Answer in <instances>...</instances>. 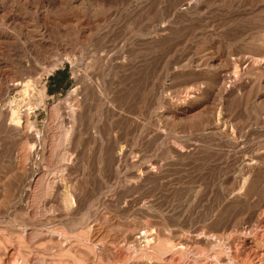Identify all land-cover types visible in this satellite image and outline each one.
I'll use <instances>...</instances> for the list:
<instances>
[{"label": "rangeland", "instance_id": "obj_1", "mask_svg": "<svg viewBox=\"0 0 264 264\" xmlns=\"http://www.w3.org/2000/svg\"><path fill=\"white\" fill-rule=\"evenodd\" d=\"M0 1V264H264V0Z\"/></svg>", "mask_w": 264, "mask_h": 264}, {"label": "bare ground", "instance_id": "obj_2", "mask_svg": "<svg viewBox=\"0 0 264 264\" xmlns=\"http://www.w3.org/2000/svg\"><path fill=\"white\" fill-rule=\"evenodd\" d=\"M5 3V2H4ZM4 3H2L1 1H0V13H2L3 15H4V17L6 18V20L7 21H10V20H12L11 18H8V16L6 15V9H7V6L4 4ZM48 3L49 4H53V1L51 2V1H49L48 0ZM195 2H192L191 0H181V1H179L178 2V6H182L183 7V5L185 6V9H189V8H192V7H194L195 6V4H194ZM14 4H15V2H14ZM43 4V3H42ZM86 4L83 2V1H81L80 3H75V4H73L71 1H65L63 4H62V7H63V9H65V10H68V11H70V10H72V9H76L77 11H83V10H85V9H90V13L92 12L91 11V8L89 7V8H87V5L85 6ZM45 8H46V6H44ZM43 6H42V8H44ZM52 7V6H51ZM44 8V10H46ZM94 8V7H93ZM101 8H103V7H101ZM34 9V8H33ZM105 9V8H104ZM107 9V8H106ZM101 10V9H100ZM103 10V9H102ZM108 10V9H107ZM175 10V9H174ZM93 13V12H92ZM11 15V14H10ZM13 22V21H12ZM11 23V22H10ZM13 24V23H12ZM1 25V24H0ZM15 26V25H14ZM13 26V27H14ZM32 30H34L35 31V36L37 37H35L36 38V40H37V44H34L33 45V43H30V45H28L27 46V53H25L24 52V55H23V52H21L22 54L20 55L18 52H20V51H18V50H16V48H13L11 51V53H8L7 55V57H8V59L10 60V62L11 61H14L15 62V64H17L18 66H19V68L21 69V70H19L20 72H21V74H24V75H22L23 77L24 76H26V75H28L29 76V74H33L35 71H38L39 69H40V67H41V65H43V63L46 61H44V60H42V59H39V57H38V48L36 49V47H37V45L39 44V43H45L47 40H46V37H45V33H44V30H43V28L41 27V26H37V25H33V29ZM2 31V30H1ZM0 31V43H2V44H4V45H6V46H11V43H10V34L8 33V32H1ZM78 32V31H77ZM22 37V36H21ZM264 40V39H263ZM33 41V40H32ZM27 42V41H26ZM29 42H30V40H29ZM39 42V43H38ZM35 43H36V41H35ZM13 47V46H12ZM11 47V48H12ZM10 48V49H11ZM9 49V48H8ZM260 51H262L263 52V55L261 54H259L260 53ZM253 52H254V55H253V57H252V66L253 65H255L256 66V70H257V68H259V69H261V70H263V72H264V43L263 42H261V43H259V44H256V45H254L253 46ZM26 54V55H25ZM25 58L27 59V60H25ZM244 58V57H243ZM8 59H7V61H8ZM223 60V59H222ZM44 61V62H43ZM13 63V62H12ZM124 65V64H123ZM133 66V65H132ZM245 66V65H244ZM118 67H119V65H118ZM122 67V66H121ZM241 68H243V67H241ZM255 70V71H256ZM39 71H41V70H39ZM242 71V70H241ZM258 71V70H257ZM33 72V73H32ZM42 73V72H41ZM258 73V72H257ZM2 74H3V72H2ZM250 74V73H249ZM235 75V74H234ZM254 75V74H253ZM0 76H1V74H0ZM22 76H21V78H22ZM33 76V75H32ZM226 76V75H225ZM4 77H5V75H4ZM3 77V78H4ZM235 77V76H234ZM1 78V77H0ZM2 78V79H3ZM227 77H222L221 78V80L222 81H224L225 79H226ZM263 78V77H262ZM2 79L0 80V81H2ZM18 79H19V77H18ZM35 79V78H34ZM19 80H24V79H19ZM16 81V82H14V83H10V84H6L4 81H2V82H4L1 86H0V94H2V92H7V91H13V90H15V89H17L18 87H20L21 88V91L23 92V93H26L27 92V90H28V88H29V85H30V80L29 79H27V80H24V81ZM37 80V79H36ZM88 80V79H87ZM33 81V80H32ZM79 81V80H78ZM228 81V80H227ZM232 81V80H231ZM252 81V80H251ZM262 82H264V78H263V80H261ZM84 82V81H83ZM256 81H252V83H251V86H252V88L256 85V83H255ZM78 83V82H77ZM89 83V82H88ZM84 84V83H83ZM234 85V84H233ZM87 86V85H86ZM94 86V85H93ZM85 87V86H84ZM83 87V88H84ZM258 90L260 91V94L262 95V96H264V88H262L261 89V87L258 85ZM92 89V92H95V88L93 87V88H91ZM30 90V89H29ZM43 91V90H42ZM17 92H19V91H17ZM80 92V91H79ZM88 92H90V91H88ZM87 92V93H88ZM100 92V91H99ZM197 92V91H196ZM82 92H80V94H81ZM4 94V93H3ZM42 94H43V92H42ZM92 94V93H91ZM83 95V94H82ZM93 96L92 97H95L96 95L95 94H92ZM95 95V96H94ZM84 96V95H83ZM85 96H87V95H85ZM191 96V95H190ZM189 96V97H190ZM84 98H86V97H84ZM221 98V97H220ZM90 99V98H89ZM184 99H188V98H184ZM194 99V98H193ZM258 100V99H257ZM256 100V101H257ZM193 103V102H192ZM203 103V102H202ZM18 105V104H17ZM191 105V104H190ZM191 107V106H190ZM16 108V107H15ZM177 109V108H176ZM182 109V108H181ZM187 109V108H186ZM200 109V108H199ZM25 109L23 110V111H21L20 109H10V121H9V123L8 124H10V125H12L11 127H13V126H16L17 127V129H20V128H18V127H21V125H22V122H24L23 120H24V117H25ZM190 111V110H189ZM196 111V110H195ZM24 112V113H23ZM181 112V111H180ZM7 113V112H6ZM6 113H4V114H6ZM4 114H3V117H4ZM184 114V113H183ZM190 114V113H189ZM8 115V114H7ZM74 115V114H73ZM194 115V114H193ZM193 115H191V116H193ZM1 116V115H0ZM174 116V115H173ZM195 116V115H194ZM8 118V117H7ZM66 118V117H65ZM78 119V118H77ZM3 120V119H2ZM5 121V120H4ZM4 121H3V123H4ZM79 122V121H78ZM216 122H218V121H216ZM29 123V122H28ZM75 123V122H74ZM80 123V122H79ZM14 128V127H13ZM24 128V127H23ZM9 129V128H8ZM15 129V128H14ZM16 129V130H17ZM29 129V128H28ZM6 130H7V128H6ZM10 130V129H9ZM9 130H7V131H9ZM23 130V129H22ZM31 131L32 130H26V132L27 133H31ZM10 132V131H9ZM18 132H20V131H18ZM33 138H34V140L35 141H37L38 139H40V137H39V135L37 134V132H36V134H34V136H33ZM253 138V137H252ZM254 142V141H253ZM262 142V141H261ZM25 143V142H24ZM80 143V142H79ZM117 144V143H116ZM34 145V144H33ZM26 147V146H25ZM121 147V146H120ZM262 148H264V144L262 145ZM253 150V149H252ZM119 151H120V149H119ZM122 151V150H121ZM25 153V152H24ZM24 155V154H23ZM24 157V156H23ZM25 158H27L26 157V155H25V157H24V159ZM112 160H114L115 159V155H112V157H110ZM252 160H254V161H249V162H254L255 164L257 163V160L259 159V155H257L256 153L255 154H253V156L252 157H250ZM26 160V159H25ZM250 160V159H249ZM33 171V170H32ZM32 174H33V172H32ZM38 174V173H37ZM141 174V173H140ZM42 175V174H41ZM32 178L34 179L33 181H34V183L35 184H38V183H40V179H41V181H43L44 180V178H43V180H42V178H40L39 176L38 177H36V175H32ZM35 184H33V185H35ZM56 185V184H55ZM58 188V187H57ZM59 190V189H58ZM57 192V191H56ZM56 195V194H55ZM67 200V199H66ZM55 201V200H54ZM54 201H52V202H54ZM64 201V200H63ZM66 207V206H65ZM150 229L148 228L146 231H144L143 232V235H144V242H145V244L146 245H149L150 244V242H152L153 241V238H151V235L153 234V232H151V231H149ZM152 230V229H151ZM92 232V231H91ZM98 232V231H97ZM92 234V233H91ZM91 236V235H90ZM90 238V237H89ZM99 239V237H98V234H93L92 236H91V242H94V241H96V240H98ZM163 245V244H162ZM159 246V245H158ZM158 248H160V247H158ZM161 249H164V247L162 246L161 247ZM162 253H163V251H162ZM15 250L14 249H11L10 250V252H9V255H8V261H12L13 263H15L16 262V260H15Z\"/></svg>", "mask_w": 264, "mask_h": 264}]
</instances>
